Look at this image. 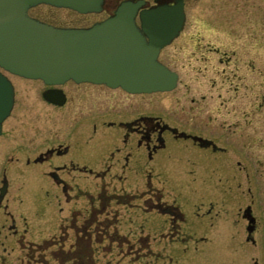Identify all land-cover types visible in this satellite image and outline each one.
<instances>
[{"label": "rangeland", "instance_id": "rangeland-1", "mask_svg": "<svg viewBox=\"0 0 264 264\" xmlns=\"http://www.w3.org/2000/svg\"><path fill=\"white\" fill-rule=\"evenodd\" d=\"M29 15L59 27H89L95 19H102L106 14L78 15L39 5L30 10ZM170 52L175 53L181 63L177 65L181 66L178 68L181 72L176 89L168 93L128 96L129 101L133 99L136 113L141 111L138 107L141 108L143 103H149L151 116L163 117V122L169 121L172 125H183L176 122V116L180 111L188 112L194 121L183 125L185 130L205 133L203 137L213 138L217 146L227 149L226 154L216 157L217 160L197 156L191 159V164L185 157L178 161L175 157L167 159V151H162L146 164L134 165L125 171L114 170L118 176L122 175L121 183L113 176L117 174L111 171L104 187L110 190L116 186L117 190L136 192L145 190L150 182L162 186L169 195L177 193L185 200L188 197L197 202L195 208L205 214L214 202L210 213L214 216V226L213 218L200 222L192 210L189 232L194 235L193 239L186 236L187 241L166 244V239L172 242L180 239L181 234L178 237L156 234L159 229H152L156 223L144 221L143 214L137 219L132 214L125 217L123 211L136 214L142 212L141 207L130 209L112 204L106 213L95 218L96 223L89 229L91 238L94 241V230L100 228L101 223L102 226L115 223L116 213V230L124 236L125 243L120 250L116 244L109 247L103 240L97 245L93 242V263L264 264V0H186L184 28L175 46L167 53ZM219 58L224 63L219 62ZM6 76L15 95L12 111L2 125L3 135L0 136V187L3 177L8 182L7 193L0 205V264H42L47 255L38 251L34 244L49 238L58 240L66 233L72 219L79 226L87 218V215H79L80 211L88 209L90 197H96L103 184L95 175L81 176L78 180V174H64L61 175L67 185L64 192L61 185L57 186L49 178L47 172L50 170L46 164L25 168V157L35 156L50 147L51 117L58 123L61 115L77 109L84 97L82 92L99 94L100 102L97 100L94 105L103 102L99 106L100 113L111 111L108 104L114 95L117 104H122L126 94L104 87H76L69 83L60 88L72 93L70 102L63 107H54L42 99L41 92L47 87L40 81ZM55 130L62 131V128ZM13 134L20 136L13 139ZM57 136L55 133L53 138ZM5 142L10 149L3 150ZM18 155H22L21 159L8 160L10 156ZM163 158L164 165L161 164ZM193 163H199L196 164L198 170ZM72 177L77 180L73 181ZM75 182L79 183L73 185ZM187 184V189L182 190L181 185ZM77 191L82 194L77 196ZM94 204L93 207H97V202ZM133 204L140 205L141 202L135 200ZM247 208L261 219V225L253 234L255 246L246 241L245 221L237 218L238 213ZM76 210L78 212L71 215ZM185 210L189 212L187 208ZM152 219L156 220V216ZM11 221H14L16 235L10 233ZM146 223L147 228L142 231L139 225ZM160 225L164 226L163 223ZM61 226L65 227L63 232ZM66 234L65 249L75 237L71 230ZM145 235L149 236L151 254H143L142 249L137 251V241ZM101 236L102 233L96 237ZM200 238H206L208 242L202 243ZM229 243L233 244L230 251L226 250ZM48 259L56 264L50 253Z\"/></svg>", "mask_w": 264, "mask_h": 264}, {"label": "flooded vegetation", "instance_id": "flooded-vegetation-1", "mask_svg": "<svg viewBox=\"0 0 264 264\" xmlns=\"http://www.w3.org/2000/svg\"><path fill=\"white\" fill-rule=\"evenodd\" d=\"M123 1L126 0H106L103 3V9L101 12V14H106L105 17L102 19H95L92 24L98 23L112 16ZM129 1L142 2V5L138 10L137 17L135 19L136 26L139 30L142 29L141 22L139 21V14L141 11H148L164 6H172L173 4H175V0ZM185 6L186 0L184 1V10ZM181 33L174 38L169 46L164 47L160 50L157 58V61L161 65L165 66L168 70L177 75V85L179 84V74L181 72L180 70H178V68L181 69V66L178 67L177 65L181 63L179 61V58L175 55V53H173L176 52L175 49L172 53L167 52L175 46V41L181 36ZM224 55L226 54L224 53ZM219 60V62H223L222 58H219ZM225 63L227 64L228 61H226ZM69 83L76 87L80 85H84V87H104L108 88L111 91L123 92L126 94V97L122 100V104H117V96L114 95L110 99V104H108L110 105L111 111L100 113L99 106H102L101 103L103 102L101 101V103H99L98 105H94L100 100L97 97L99 94H85V92H82L81 94L84 97L80 99L81 105H79L77 109H75L74 111H70L65 115H61L63 117H59L60 120L58 121V123L54 122V118L51 117L49 121L51 124L49 126L50 130L48 132V135H50L49 137L51 139L50 147L46 148L43 152H39L35 156L32 155L33 157H25V168L43 166L46 164L50 170L47 172L49 178L57 186L61 185L64 192H66L65 187L67 186L64 183V180L61 178V175L64 174L67 176L72 173L78 174V177H76L78 180L81 176L95 175V178L99 181V183L101 182L103 184L98 195L96 197H90L91 202L88 209H86L84 212L79 210L81 213L79 215H87V218H84L83 222L79 226H77L74 219L71 220L69 226L70 229L68 228L66 230V233H68V230H71L73 231L75 237L70 245L67 244V249H65V245L66 243H68V234L66 233H63L60 236L58 235V240L49 238L47 240H44L42 243H32L38 251H41L47 255V260L44 258L45 262H42V264H52L48 259L49 253L53 256L56 264H95L93 263L94 255L92 257L93 242L97 245L101 244L103 241H106L109 247H111V245L113 244H116L118 248L120 246L122 247L125 241H123L124 236L121 233H118V231L116 230V226L118 225V218H116V213L114 214L115 223L102 226V223L99 222L101 223L100 228H95L94 230V241H92L91 238L92 232L90 233L89 231V229H91V225L93 223H96L95 218L106 213V210L109 207L112 208V204H114L115 207L130 209H134L133 207H141L142 212H137L136 214L131 213L130 211H123L125 217L132 214L135 215L137 219L140 217V214H143V216L145 217L144 221L146 220L149 223L150 221L156 223L155 226L152 225V229H159L158 232H155L156 234H164L165 237L168 235L177 236L181 234V238L175 241L170 242L168 241V239H166V244H174L179 241H187L188 239L186 238V236L189 239H193L192 236L194 235L189 232V229L191 228L189 222L192 221V217L190 218L189 213L191 215L192 210L196 214V218L200 222H203V220L208 218L212 220L213 218L212 227L214 226V216H210V213H212V204H214V202L210 204V209L206 213V216L205 213L199 211V208H195L197 202L194 203L188 197L187 200H185L184 198H182V195H178L177 193L176 195H169L170 193L167 192V190L162 186H154L150 182L145 190L136 191L140 192V194H136V192L132 191L129 192L125 190H117L116 186H112L110 190L108 189L110 191L109 192L104 186H106L107 184L105 181L106 177L107 175L111 174V171L117 169L125 171L130 169L131 166H140L146 164L147 162L154 160L155 157H157L162 151H167V159L175 157V160L178 161L180 157L181 159L182 157H185V161L187 163H191V159L194 157L196 158L197 156L204 157L206 159L209 156L211 159L215 158L217 160L216 157L226 154V148L217 146L213 138L211 139L203 137V134L205 133H197L196 131L199 130H196L195 132L185 130L183 125H187L190 122L194 121L193 116L189 115L188 112L180 111L181 113L176 116V122H182L183 125L179 123V125H172L169 121H166L167 123L163 122V117L161 118L159 116H151L149 113V103L147 105H144L143 103V106L141 108L138 107V110L141 109V111L136 113L135 103L133 99L131 101H129V99L133 98L134 96L145 95H132L124 92L120 88L111 89L105 85H97L92 83H75L72 81H68L63 83L62 85L46 86L47 89L45 88V91L49 90L61 93L64 98V103L60 106L50 102L46 103L54 107H63L68 102H70L72 93L70 95L69 90L68 92H66L60 88ZM90 92L92 93L93 91L91 90ZM43 93L41 92V96ZM128 96L131 97L129 98ZM104 101L107 102L106 99H104ZM76 119L78 120L76 121ZM58 128H62V131L55 130ZM55 133L59 135L57 136V138H53V135H55ZM1 135L3 134L1 133ZM12 136V138L15 139L17 136H20V134H13ZM4 145H6V148L3 147V150L10 149L7 147V142H5ZM0 149L2 148L0 147ZM13 152L14 154L16 153V151ZM190 152H192L191 156L188 155ZM21 156H10L8 160L17 161L21 159ZM164 161L165 159L163 158L161 160V164L164 165ZM196 164L197 163H193L195 168L198 170L197 165L199 163L197 165ZM208 165L209 164H207L206 162L207 168H209ZM238 166H240L239 163ZM95 172H99V174L96 175ZM113 173L117 174V171H114ZM118 175L119 173L113 176H115L117 182L121 183L122 175ZM76 178L72 177L71 179L73 181H76ZM78 183L79 182H75L73 183V185H77ZM187 186L189 185H181V189L183 190L184 188V190H186ZM70 190H73V188L71 187ZM76 193L77 196L82 194L81 191H77ZM76 195L75 197H77ZM135 200L141 202V204L134 205L133 203ZM95 202H97V207H93V204ZM185 208H187L189 212H187ZM195 210L198 211L195 212ZM77 212L78 210L73 211L71 212V215ZM152 216H156V220H153ZM237 218L238 220L245 221V230L252 235L246 237V241L248 239L249 242H247L255 246L256 243L254 242L255 240L253 238V234L257 232L259 226L261 225V219L253 216L251 211L246 212V210H244L243 213H238ZM161 223H163L164 226H161ZM134 224H136V222H134ZM147 225L148 223L140 224L139 227L143 231V228H147ZM61 229V232H63L65 227L61 226ZM9 230L12 235H16L14 221H11ZM101 233L103 234V236L97 239L96 236L101 235ZM143 237L145 238H140L139 241H137L139 242L137 251L142 249L144 252L143 254H151L152 246L148 240L149 236L145 235ZM205 240L206 238H200L199 241L202 243H207L208 240ZM232 245L233 244L229 243L226 250L230 251Z\"/></svg>", "mask_w": 264, "mask_h": 264}, {"label": "water", "instance_id": "water-1", "mask_svg": "<svg viewBox=\"0 0 264 264\" xmlns=\"http://www.w3.org/2000/svg\"><path fill=\"white\" fill-rule=\"evenodd\" d=\"M105 0H0V134L14 104V89L1 72L46 85L103 84L129 94H152L175 89L177 75L157 61L184 24L183 0L141 12L145 36L135 25L141 3L124 2L114 16L87 29L56 28L28 16L47 5L79 14L99 13ZM147 38V40H146ZM46 101L62 105L61 93L48 91ZM7 183L0 188V202Z\"/></svg>", "mask_w": 264, "mask_h": 264}]
</instances>
